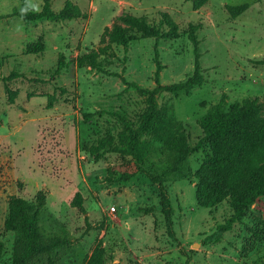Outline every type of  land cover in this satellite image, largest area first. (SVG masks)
<instances>
[{
  "label": "rangeland",
  "instance_id": "1",
  "mask_svg": "<svg viewBox=\"0 0 264 264\" xmlns=\"http://www.w3.org/2000/svg\"><path fill=\"white\" fill-rule=\"evenodd\" d=\"M23 1L0 0V239L5 243L0 264L11 263L15 238L4 230L9 197L33 200L39 190L47 192L43 231L67 232L71 238L56 264H85L98 249L104 250L103 264H264V196L216 242L209 237L232 215L229 199L201 206L195 177L169 178L173 237L158 185L143 172L123 180L125 172L136 168L133 158L89 151L99 140L118 134V112L144 106V97L127 88L121 76L144 87L156 85V38L134 40L128 48L114 45L115 56L104 59L102 70L88 71L75 62L99 47L106 28L128 27L127 15H146L159 23L163 12L178 24L179 37L158 42L164 66L160 79L163 84L181 82L195 70L188 27L199 24L204 84L189 96H158L184 123L193 144L203 134L198 118L223 94L229 102L260 97L258 119L264 120V0H70L86 18L31 23L14 14ZM66 1L51 0V6L60 10ZM28 3L40 11L45 0ZM60 53L66 66L55 75ZM7 86L19 92L13 104ZM62 88L67 92L60 102L47 108L48 95L60 94ZM80 111L95 114L88 121ZM204 159L202 150L190 156L193 171ZM78 191L81 207L71 204Z\"/></svg>",
  "mask_w": 264,
  "mask_h": 264
},
{
  "label": "trees",
  "instance_id": "2",
  "mask_svg": "<svg viewBox=\"0 0 264 264\" xmlns=\"http://www.w3.org/2000/svg\"><path fill=\"white\" fill-rule=\"evenodd\" d=\"M14 14L31 23L40 20L66 21L74 18H86L87 13L81 7L68 0L60 10L51 6V0H45L42 10L36 11L24 0L15 8ZM160 22L148 16L127 15L124 19L128 27L106 28L99 40V47L92 48L76 58L79 67L88 71L102 70L104 59L114 57V45L128 48L130 43L141 38H156L155 44V82L154 87H144L136 81L121 76L127 88L135 89L144 97V106L133 112H118L121 123L118 134L107 136L91 145L92 155L104 152H116L133 158L135 170L125 172L123 180L129 181L139 172L145 173L160 190L162 212L165 216L168 232L175 237L174 207L168 190V179L184 180L195 177L196 197L199 205L213 207L229 199L232 215L219 224L209 237L220 241L224 234L241 221L248 209L264 196V120L258 115L262 108L261 98L253 96L242 101H228L227 94L212 104L197 122L202 136L191 143L184 123L178 120L165 105H161L158 96L162 92L191 95L192 90L205 82L200 54L197 50L199 24L190 23L188 33L195 45V70L186 80L163 84L160 79L164 68L159 60L158 42L160 39L179 37V26L161 12ZM167 26V27H166ZM44 50L43 48L41 49ZM31 50L30 53H37ZM66 66L64 53L59 54L55 75ZM117 75V74H115ZM9 102L13 104L18 90L9 86ZM67 90L54 91L48 95L47 108H54ZM85 120H91L95 113L80 111ZM204 151L205 159L200 169L193 171L190 156ZM73 206L83 205V195L78 191L73 198ZM47 208V192L39 190L33 200L19 195H11L8 200V213L4 230L15 233L10 264H56L61 258V250L66 248L71 238L66 233H45L41 220ZM5 243L0 239V255ZM103 249H98L85 264H103Z\"/></svg>",
  "mask_w": 264,
  "mask_h": 264
},
{
  "label": "built area",
  "instance_id": "3",
  "mask_svg": "<svg viewBox=\"0 0 264 264\" xmlns=\"http://www.w3.org/2000/svg\"><path fill=\"white\" fill-rule=\"evenodd\" d=\"M115 211H116V207L115 206H112L110 212L111 213H114Z\"/></svg>",
  "mask_w": 264,
  "mask_h": 264
}]
</instances>
